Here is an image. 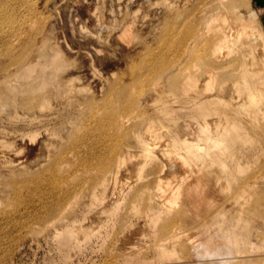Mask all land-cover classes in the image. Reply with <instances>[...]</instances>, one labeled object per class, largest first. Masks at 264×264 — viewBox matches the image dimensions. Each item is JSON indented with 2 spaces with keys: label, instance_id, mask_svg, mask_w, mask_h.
Returning a JSON list of instances; mask_svg holds the SVG:
<instances>
[{
  "label": "rangeland",
  "instance_id": "374dc122",
  "mask_svg": "<svg viewBox=\"0 0 264 264\" xmlns=\"http://www.w3.org/2000/svg\"><path fill=\"white\" fill-rule=\"evenodd\" d=\"M248 70L264 0H0V264H264Z\"/></svg>",
  "mask_w": 264,
  "mask_h": 264
},
{
  "label": "bare ground",
  "instance_id": "6f19581e",
  "mask_svg": "<svg viewBox=\"0 0 264 264\" xmlns=\"http://www.w3.org/2000/svg\"><path fill=\"white\" fill-rule=\"evenodd\" d=\"M189 37L190 36H188L187 38H182L181 40H179L178 43L174 42L173 40H168V41L173 42L172 46H174V48L177 45L176 50L179 52L180 49H182L184 47V45H185V43ZM208 46L209 45L207 44L206 47L209 50ZM211 47H212V51L215 52L219 48V42L214 43ZM211 58H213V57L211 56ZM161 66H162L161 63H154L153 68H152V72H158L159 70L162 69ZM157 67H160L161 69L155 70ZM153 70H155V71H153ZM133 71L135 72V70H133ZM262 75H263V72H259V71L258 72H250V70H248V73L246 74V76H244V71H243L244 80H243V84H241V88H243L244 90L246 89L248 91L247 101L251 106V111H250L251 115L252 116L254 115L255 117L258 118V116L262 114L263 115L262 119L264 120V82H262L259 79ZM189 77H191V78H189V81H188L189 84L191 86L196 85L197 84V78L195 77L193 79L192 76H189ZM123 108H124L123 110L125 113H128V111H132L135 108V101L129 97H125ZM233 121H235V120H233ZM262 130H264V126H263ZM116 151L118 153H121L120 150L114 149L115 156H116ZM215 249H216L215 251H217V248H215ZM209 251H210V253H212L211 250H209ZM217 252H219V250ZM226 252H227V250H226Z\"/></svg>",
  "mask_w": 264,
  "mask_h": 264
}]
</instances>
